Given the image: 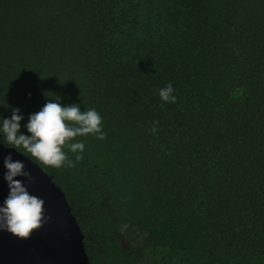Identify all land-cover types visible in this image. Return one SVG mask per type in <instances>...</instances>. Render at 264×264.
Listing matches in <instances>:
<instances>
[{"label":"trees","instance_id":"trees-1","mask_svg":"<svg viewBox=\"0 0 264 264\" xmlns=\"http://www.w3.org/2000/svg\"><path fill=\"white\" fill-rule=\"evenodd\" d=\"M55 95L107 133L41 166L89 264H264V0H0V118Z\"/></svg>","mask_w":264,"mask_h":264},{"label":"clouds","instance_id":"clouds-1","mask_svg":"<svg viewBox=\"0 0 264 264\" xmlns=\"http://www.w3.org/2000/svg\"><path fill=\"white\" fill-rule=\"evenodd\" d=\"M174 91L169 82L158 90L159 98L165 103H174L177 99ZM59 100L60 97L55 95L38 112L29 114L24 125L28 134L20 131L23 115L19 114V108L12 109L10 118H0L3 144L17 150L38 167H75L83 159L85 150V144L77 138L93 136L104 140L107 133L103 130V118L96 109L81 110L77 103L62 105ZM157 124L158 121H153L148 131L155 133ZM68 153L75 155V161ZM3 166L9 191L0 205V230L28 239L34 230H39L50 219L45 216V202L31 194L23 180L15 179L26 177L29 182L33 180L23 161L13 160L9 154L4 157ZM126 227L124 225L120 230L124 231Z\"/></svg>","mask_w":264,"mask_h":264},{"label":"water","instance_id":"water-1","mask_svg":"<svg viewBox=\"0 0 264 264\" xmlns=\"http://www.w3.org/2000/svg\"><path fill=\"white\" fill-rule=\"evenodd\" d=\"M11 154L13 160L25 164L33 180L24 181L28 191L44 200L45 216L50 217L28 239H20L0 230V264H89L83 245V234L71 212L64 192L41 167L33 164L17 150L0 142V205L8 194L4 157Z\"/></svg>","mask_w":264,"mask_h":264},{"label":"rangeland","instance_id":"rangeland-1","mask_svg":"<svg viewBox=\"0 0 264 264\" xmlns=\"http://www.w3.org/2000/svg\"><path fill=\"white\" fill-rule=\"evenodd\" d=\"M144 260H141V263H137V264H152V258L151 255L147 254V250H145L144 252Z\"/></svg>","mask_w":264,"mask_h":264},{"label":"flooded vegetation","instance_id":"flooded-vegetation-1","mask_svg":"<svg viewBox=\"0 0 264 264\" xmlns=\"http://www.w3.org/2000/svg\"><path fill=\"white\" fill-rule=\"evenodd\" d=\"M143 260H144V256H143V258H142ZM153 264V263H152Z\"/></svg>","mask_w":264,"mask_h":264}]
</instances>
